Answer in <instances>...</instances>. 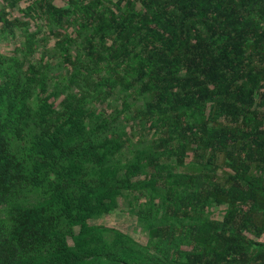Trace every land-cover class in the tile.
<instances>
[{
    "label": "trees",
    "instance_id": "16d2710c",
    "mask_svg": "<svg viewBox=\"0 0 264 264\" xmlns=\"http://www.w3.org/2000/svg\"><path fill=\"white\" fill-rule=\"evenodd\" d=\"M21 1L0 5V264H264V0ZM119 199L145 246L89 225Z\"/></svg>",
    "mask_w": 264,
    "mask_h": 264
},
{
    "label": "rangeland",
    "instance_id": "374dc122",
    "mask_svg": "<svg viewBox=\"0 0 264 264\" xmlns=\"http://www.w3.org/2000/svg\"><path fill=\"white\" fill-rule=\"evenodd\" d=\"M2 4V0H0V5ZM54 4L57 6H64L63 0H54ZM7 5V4H6ZM28 5L27 0H22L17 7H14L10 10L8 6H6V10L10 12L12 18H17L21 20H27L22 17V13L20 12L21 9H24ZM34 28L31 24V31H33ZM11 47L7 44H0V51L1 52H8L10 51ZM38 55H36V58L38 59ZM134 131L133 126L131 125L130 128H127L128 135L132 134ZM223 213V208L219 207H212L209 209V215L211 218L214 219H220ZM89 225L92 226H100V227H106L109 229L117 230L130 238H132L135 242L138 244L145 246L147 243V235L146 232H144L137 224L136 217L131 212L130 208L127 206V203L119 199L117 207L111 211L110 213L102 216L99 219L90 220ZM247 237L263 243L264 242V235L260 239H255L253 236H251L249 233L246 234ZM70 243V242H69Z\"/></svg>",
    "mask_w": 264,
    "mask_h": 264
}]
</instances>
